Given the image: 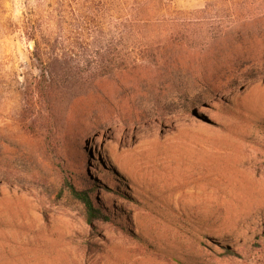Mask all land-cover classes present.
<instances>
[{"label":"rangeland","instance_id":"1","mask_svg":"<svg viewBox=\"0 0 264 264\" xmlns=\"http://www.w3.org/2000/svg\"><path fill=\"white\" fill-rule=\"evenodd\" d=\"M39 1L0 0V264H264V73L247 72L264 65V0H237L235 28L206 69L226 67L236 84L192 87L206 97L196 114L148 117L158 92L138 76L140 122L109 105L122 92L108 81V103L58 105L38 128L47 112L26 103L39 71L19 24ZM168 1L194 11L206 0ZM146 30L124 41L114 27L103 48L151 55L160 29ZM109 169L121 177L119 195L101 178ZM78 174L98 181L97 197L128 232L85 222L65 184L80 187Z\"/></svg>","mask_w":264,"mask_h":264},{"label":"trees","instance_id":"2","mask_svg":"<svg viewBox=\"0 0 264 264\" xmlns=\"http://www.w3.org/2000/svg\"><path fill=\"white\" fill-rule=\"evenodd\" d=\"M237 6V0H206L201 9L185 11L168 0H40L19 24L24 39L32 44L30 60L39 71V79L25 94L26 103L32 111L38 104L47 112L32 123L40 128L49 123L56 106L68 108L88 97L108 103L103 89L108 81H115L122 92L109 105L129 123H138L146 116L138 108V76L158 92L148 117L162 119L169 108L196 114L195 104L204 103L206 97L190 94L192 87L215 93L236 84L234 78L229 80L226 67L217 64L210 75L206 69L216 63L215 54L235 28ZM114 27L124 41L137 38L138 29L142 38L148 36L146 29H160L155 47L146 50L151 55L138 58L137 49L134 56L121 57L103 48ZM243 68L242 64L239 70ZM255 70L264 73V65H251L247 72ZM169 91L173 94L166 97ZM78 178L83 181L80 187L71 179L65 184L82 205L85 222L103 221L128 232L124 216L97 197L98 181L79 174ZM101 178L112 194H120L121 177L113 169Z\"/></svg>","mask_w":264,"mask_h":264}]
</instances>
